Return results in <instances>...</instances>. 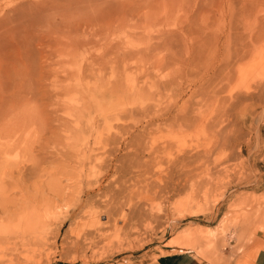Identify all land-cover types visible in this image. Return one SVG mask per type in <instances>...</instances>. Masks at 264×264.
<instances>
[{
    "label": "rangeland",
    "instance_id": "rangeland-1",
    "mask_svg": "<svg viewBox=\"0 0 264 264\" xmlns=\"http://www.w3.org/2000/svg\"><path fill=\"white\" fill-rule=\"evenodd\" d=\"M3 129L0 264H230L264 229V0H0Z\"/></svg>",
    "mask_w": 264,
    "mask_h": 264
},
{
    "label": "crops",
    "instance_id": "crops-1",
    "mask_svg": "<svg viewBox=\"0 0 264 264\" xmlns=\"http://www.w3.org/2000/svg\"><path fill=\"white\" fill-rule=\"evenodd\" d=\"M261 233L251 238L243 252L234 255L230 264H235L238 260L241 264H264V229ZM166 246L151 264H204L191 250Z\"/></svg>",
    "mask_w": 264,
    "mask_h": 264
},
{
    "label": "bare ground",
    "instance_id": "bare-ground-1",
    "mask_svg": "<svg viewBox=\"0 0 264 264\" xmlns=\"http://www.w3.org/2000/svg\"><path fill=\"white\" fill-rule=\"evenodd\" d=\"M230 10H231V7H230ZM232 12V11H231ZM242 51V50H241ZM243 55L244 54H240L239 56H237L238 58H242L243 57ZM226 56H228V55H226ZM229 60V56L228 57H226L225 59H224V61H228ZM237 60V59H236ZM35 119V118H34ZM7 131H9V130H0V137H2V135H3V133H7ZM8 133H10V131L8 132ZM7 133V134H8ZM5 136H6V134H4ZM3 135V136H4ZM9 135V134H8ZM8 135H7V137H5L4 136V138L5 139H7V140H9L8 138H10V137H8ZM14 137V136H13ZM15 138V137H14ZM13 140V139H12ZM16 140V139H15ZM10 141V140H9ZM11 142V141H10ZM13 143H14V141H12ZM13 143H11V146H12V144ZM9 144V142L8 143H2V144H0V154H6L7 153V151H9V148H10V145H8ZM7 156V155H6ZM5 156V157H6ZM129 157V156H128ZM2 159V158H1ZM213 235V234H212ZM215 236V235H214ZM78 239V238H77ZM211 245H212V242L209 240L208 242H207V244H206V246H205V248H207L208 250H209V248L211 247ZM1 247V246H0ZM215 247V246H214ZM213 248V247H212ZM44 255H46V254H44ZM44 259H45V256H44ZM41 262V261H40ZM39 262V263H40ZM49 262V261H48ZM43 264H45V263H43Z\"/></svg>",
    "mask_w": 264,
    "mask_h": 264
}]
</instances>
